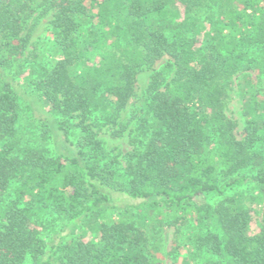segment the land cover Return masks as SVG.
<instances>
[{"label":"trees","instance_id":"16d2710c","mask_svg":"<svg viewBox=\"0 0 264 264\" xmlns=\"http://www.w3.org/2000/svg\"><path fill=\"white\" fill-rule=\"evenodd\" d=\"M48 12L58 56L24 81L22 31ZM254 65L264 67V0H0V264H156L148 237L179 221L198 230L201 264H264V203L251 232L250 208L228 194L251 184L264 201V92L247 74L241 138L224 114L228 77ZM144 68L147 117L121 168L92 122L108 108L118 116ZM20 86L71 154L46 125L18 137ZM36 204L63 227L96 219L93 236L52 239L56 229L34 223Z\"/></svg>","mask_w":264,"mask_h":264},{"label":"rangeland","instance_id":"374dc122","mask_svg":"<svg viewBox=\"0 0 264 264\" xmlns=\"http://www.w3.org/2000/svg\"><path fill=\"white\" fill-rule=\"evenodd\" d=\"M50 19V12L43 15L36 23L29 19L30 21L26 23L22 31V34L28 35L26 48L21 57V61L24 63L21 62L22 71L20 74L24 81L37 78L43 68L47 67L58 56L49 31ZM165 60L164 58L157 61L154 67H158ZM151 72L152 69L144 68L137 73L133 94L128 99L126 106L118 112V116L114 115L108 108L105 112H96L99 117L97 120L87 119V122L94 121L92 122L93 131L98 138L104 141L112 154L116 155L121 168L126 165L127 153L138 146L137 140L140 137L138 125L142 124L144 118L147 117L145 88ZM244 74L249 76L260 92H264V67L262 65L250 66L228 77L224 98V114L235 123L233 131L237 138H241V131L245 125L244 99L242 97V77ZM20 87L18 93L21 100L20 121L22 126L18 129V137L23 139L27 134L34 137L40 129H45L46 125L51 131L55 150L64 154H71L73 147L64 140L63 134L56 129L52 116L47 111L43 101L30 88ZM130 118L131 120H129ZM79 120L80 118L76 116L70 121L74 124L78 123ZM228 194H240L242 196L245 206L251 210L252 220L249 229L251 232L257 231V222L260 219V211L264 203V201L259 200L258 190L253 185L247 184L233 187ZM113 196V202L119 206L136 202L121 194H114ZM206 198L214 203L220 197L206 196ZM33 211L37 220V222L34 220V223L38 229L44 227L49 232L56 229L55 232L51 233L52 239H56L59 235L70 238L82 234L84 237L86 236L85 239L93 236L90 229L96 219H87L77 228L63 227V223L49 204H36ZM82 229L88 233H83ZM197 231L192 230L188 223L179 221L175 224L163 225L160 233L154 239L148 237L150 244L154 247L153 253L157 260L156 264H201V259L205 253L198 250L193 243V235Z\"/></svg>","mask_w":264,"mask_h":264}]
</instances>
